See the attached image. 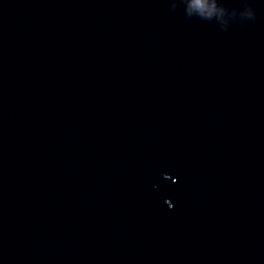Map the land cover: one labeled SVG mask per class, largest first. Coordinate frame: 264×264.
<instances>
[{
    "label": "water",
    "instance_id": "1",
    "mask_svg": "<svg viewBox=\"0 0 264 264\" xmlns=\"http://www.w3.org/2000/svg\"><path fill=\"white\" fill-rule=\"evenodd\" d=\"M0 264H264V0H0Z\"/></svg>",
    "mask_w": 264,
    "mask_h": 264
}]
</instances>
